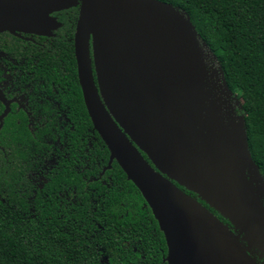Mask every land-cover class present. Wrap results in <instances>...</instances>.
Masks as SVG:
<instances>
[{
	"label": "water",
	"instance_id": "obj_1",
	"mask_svg": "<svg viewBox=\"0 0 264 264\" xmlns=\"http://www.w3.org/2000/svg\"><path fill=\"white\" fill-rule=\"evenodd\" d=\"M79 3L74 56L109 152L101 175L116 162L140 192L167 264H264V178L245 115L186 13L158 0H0V32L40 34L44 16Z\"/></svg>",
	"mask_w": 264,
	"mask_h": 264
},
{
	"label": "trees",
	"instance_id": "obj_2",
	"mask_svg": "<svg viewBox=\"0 0 264 264\" xmlns=\"http://www.w3.org/2000/svg\"><path fill=\"white\" fill-rule=\"evenodd\" d=\"M158 1L186 13L215 57L228 88L240 101L241 109L236 110L245 115L248 150L264 178V0ZM65 75L66 81L72 79L77 98L72 109L74 118L84 119L75 125L71 151L83 153L88 149L90 159L95 161L89 172L91 180L81 181L75 173L69 180L66 173H59L31 202L18 191L7 192L8 197L0 192V198L6 200L0 199V264H99L101 248L107 250L110 264H134V234L137 248L147 252L146 259L155 255L153 261L161 263L163 234L140 192L117 163L113 162L103 175L105 184L102 179L93 180L107 166L109 152L98 134L92 132L72 56ZM59 76L62 78L60 72ZM87 135L90 148L84 138ZM10 146L30 151L32 144L27 143L23 149ZM0 182L5 188L6 183L14 188V182H6L3 174ZM62 182L72 186L75 195L84 201V206L75 207L72 213L60 207L53 196ZM184 191L198 199L196 194Z\"/></svg>",
	"mask_w": 264,
	"mask_h": 264
},
{
	"label": "flooded vegetation",
	"instance_id": "obj_3",
	"mask_svg": "<svg viewBox=\"0 0 264 264\" xmlns=\"http://www.w3.org/2000/svg\"><path fill=\"white\" fill-rule=\"evenodd\" d=\"M79 6L80 3L44 16L43 27L38 30L40 34L30 28L0 32V175L5 176L6 182H14V188L7 183V188L0 184V192L5 197H8L7 192L17 194L18 191L31 202L38 194H43L44 188L52 184L59 173H66L69 180L74 173L81 181L91 180L89 172L95 161L90 159L88 149L83 153L71 151L75 125H80L84 119L74 118L72 109L77 98L72 79L66 81L68 76L65 75L71 56L76 69L74 34ZM79 89L82 96L80 86ZM82 102L85 107L83 96ZM235 113L240 115L236 109ZM87 116L89 118L88 113ZM1 129L4 130L1 132ZM88 137L84 138L88 139L90 148ZM27 143L32 144L30 151L13 150L10 146L15 144L23 149ZM104 168L93 180L102 179ZM59 189L55 188L53 196L60 207L72 213L75 207L84 206L72 186L62 182ZM135 238L134 234L133 252L137 256L134 264H167L165 240V249L159 250L161 263H157L153 261L155 255L146 259L147 252L137 248L139 243ZM102 254L107 257L106 264H110L105 251H101L99 264H102ZM149 260L155 263H148Z\"/></svg>",
	"mask_w": 264,
	"mask_h": 264
},
{
	"label": "rangeland",
	"instance_id": "obj_4",
	"mask_svg": "<svg viewBox=\"0 0 264 264\" xmlns=\"http://www.w3.org/2000/svg\"><path fill=\"white\" fill-rule=\"evenodd\" d=\"M102 252L103 251H105L106 252V254H108V252H107V250L105 249V248H101L100 249ZM103 255V257H102V259H101V262H102V264H106V255L105 254H102Z\"/></svg>",
	"mask_w": 264,
	"mask_h": 264
}]
</instances>
